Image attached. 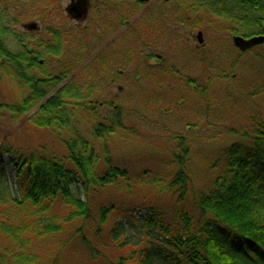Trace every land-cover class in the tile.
<instances>
[{
  "label": "trees",
  "instance_id": "16d2710c",
  "mask_svg": "<svg viewBox=\"0 0 264 264\" xmlns=\"http://www.w3.org/2000/svg\"><path fill=\"white\" fill-rule=\"evenodd\" d=\"M169 2L176 3L174 11L167 8L170 3L157 1L159 9L142 14L133 23L132 31L121 33L113 38L107 50H100V43L108 40L96 39V28L105 24L98 18L105 5L112 9L111 20L105 24L107 37H111L121 28L123 20L139 13L143 3L91 0L92 19L81 30L69 32L64 40L63 35L67 34L61 31L50 33L46 39L38 33L29 36L27 32L13 31L14 18L21 24L38 17L43 24L42 17L53 0H0V78L12 79L27 91L17 103L0 109L18 118L36 108L30 117L33 125L48 129L65 149L61 155L44 147L0 146V159L4 153L8 154L17 183L15 195L7 190L0 167V264H60L67 256L77 259L85 256L86 264H264V112L249 114L244 126L230 130L237 138L206 160L202 188L193 186L187 137L170 132V137L179 143V153L171 152L166 164L175 168L160 176L148 175V171L138 176V183L159 187L171 197L168 209L151 203L146 207L147 213L137 220L134 206L103 201L94 208L81 199L80 191L70 188L74 179L80 181L86 192L104 190L107 186L120 188V179L129 188L126 164L113 160L104 145L105 158L99 167L101 157L97 148L76 126L79 112L92 118L88 124L93 141L105 144L117 130L138 134L134 126L124 123L120 97L113 95L101 102L96 98L98 92L122 78L119 71L112 69L113 54L109 52L116 51L120 61L115 63L123 69L133 58L141 68L150 57L162 55L160 51L155 54L152 51L159 44L174 46L175 53L178 49L187 50L177 25L191 31L200 24H208L207 12L212 15L208 25L214 26L216 32L247 38L264 35V0ZM13 10L16 13L11 16ZM198 16L202 19L197 22ZM145 33L151 38L145 37ZM188 35L187 40H193V35ZM15 37L20 38L19 44L15 43ZM223 54L233 58L232 69L219 65L214 57H191L208 74L214 71L216 79H227L243 55L234 44H229ZM181 63L183 66L177 68L165 65L163 59L158 65L166 66L167 75L183 82L186 88L191 85L205 92L206 86L198 85L197 78L188 74L191 68L187 60ZM107 77L109 81H105ZM150 80L154 81L152 87L143 88L139 96L144 93V102L148 99L156 103L172 82L163 78L158 69L151 72ZM211 80L209 76L208 83ZM61 83L64 85L59 86ZM248 93L253 95L251 91ZM54 205L67 211L64 215L51 214ZM65 222H77L79 226L74 232L61 233V223ZM128 228L143 232L145 246L129 242ZM89 233L93 241L88 238ZM96 245L103 246L106 252L102 255Z\"/></svg>",
  "mask_w": 264,
  "mask_h": 264
},
{
  "label": "rangeland",
  "instance_id": "374dc122",
  "mask_svg": "<svg viewBox=\"0 0 264 264\" xmlns=\"http://www.w3.org/2000/svg\"><path fill=\"white\" fill-rule=\"evenodd\" d=\"M54 1L52 7L59 10H57L55 17L50 18L49 21L46 20V23H51V26L59 28L63 33L66 32L67 36L63 35L64 40L68 37L69 32H75L76 29L81 30L92 19L90 12L87 20L81 18L77 20L73 16L70 17L67 9L69 4H71L70 0ZM80 1L88 13V10H90L88 8L89 2L85 4L83 0ZM155 2L156 0H152L151 2L143 4L139 13L128 20V26L121 25V28L116 33L111 34V37H107L108 32L105 24L107 25L109 19L111 20L112 9L108 7V4L107 6L105 5L106 9L102 10L98 16L105 24L101 23L102 27L100 29L96 28V26L95 28L98 34L96 39L99 42L103 37L105 39L108 38V40L101 42V46L99 45L98 49L107 50L109 45L114 41L113 38L121 36V33L127 32L130 29L132 31V26L137 21L136 19L138 17L141 18L142 14L152 9ZM175 6L176 3L173 2L167 8L171 10ZM156 8L159 9L158 6ZM122 10L127 11V8H123ZM105 16L109 18H105ZM205 17L207 19L206 22L209 24V21H212V15L207 12ZM201 19L198 16L195 21L198 22ZM25 22L31 21L26 20ZM208 24H200L199 27L195 28L202 31L205 42L203 49L196 47L198 42L196 43L191 39L187 40L189 33L191 35L196 33L195 29L190 31L189 28L185 29L180 25H177V30L183 36L184 43L182 44L185 47L187 46V50L182 48L178 49L175 53L173 50L174 46L172 47L167 44L165 46L159 44L160 50L155 47L152 49L153 54L160 51V54L163 55L165 65L183 66L181 62L187 60L191 68L188 74L197 78L198 85L206 86L204 89L205 92L200 89L198 90L197 87L193 89L191 85L186 88L183 82L176 81L168 76L166 66L154 65L160 60L149 58L148 63L140 68L139 61L133 58L132 63L128 64L126 68L123 67L121 69L116 65L120 61L115 53L116 51H107L111 56L113 54L114 63L112 69L114 68L113 70L117 72L122 70L119 76V78H122L121 80L117 79L119 82L116 81L113 86L102 90V92H98L96 98L101 102L103 99H108L113 95L120 97L119 101L123 105L125 113L124 123L134 126L138 134L117 130L108 137L105 144L100 140L93 141L92 136H90L91 126L88 124V120L92 121L91 116L88 117L87 114L84 115L78 112L77 129L88 140L92 141L97 148L99 157H101L99 167L103 166V160L105 158L103 146L105 145L113 160L119 164H126L129 179V188L125 186V180L120 179V188L107 186L104 190H98L96 192L93 190L84 191L80 181L74 179L70 188L74 192L80 191V197L83 201H88L94 208L103 201L104 203L110 201L116 202L120 205L123 203L126 207L129 205L134 206L136 209H134L133 215L137 220L147 213L146 207L151 203L163 205L165 208L170 207L172 200L166 192L159 189V187L147 186L140 183V181L138 183V176L145 171H148V175L160 176L175 168L174 166L166 164L171 157V152L179 153V143L170 137V132L181 133L187 137V143L190 144L188 164H190L191 174L193 175V186L202 188L205 184L206 160L219 154L220 150L229 146L233 142V139L237 138L235 134L230 133V130L233 127L244 126L249 114L256 111L264 112V42L254 45L247 50L238 48L243 56L238 65L229 72V78L216 79L214 77V71L209 74L205 72V68L201 64H195V57L192 58L191 55H201L206 59L214 57V60L219 65L230 70L232 69L230 64L233 58L230 57L228 59L223 53L227 50L229 44L233 43V37L237 35H228L227 33H224V35L223 33L216 32L214 26ZM22 29L20 25L19 30ZM45 29L46 26L44 24L40 25L38 22V30L41 31V35H44ZM149 36L150 34L145 33V37L151 38ZM243 38L246 40L250 39L247 37ZM153 69H158V72L160 70L161 76L172 83L171 87L168 88L169 90L167 89L162 93L163 96L160 100L157 99L156 103H154L147 99L146 103L143 99L144 93L140 96L139 93L143 88L145 90V87H152L154 81L150 80V75L151 72L153 73L155 71ZM137 72L140 74L139 76L136 75ZM112 73L113 78L115 74L113 71ZM102 75L105 77L103 73ZM209 76L212 77V80L208 83ZM109 80L110 78L107 77L105 81ZM63 85L64 83H61L59 86ZM249 91L253 95H249ZM26 93L25 87L18 82L9 78H0V106L17 103ZM145 103L147 105L146 110L144 109ZM35 111L36 108L32 109L25 116L12 118L8 112L6 113L3 109H0V146L11 144L16 148L20 147L22 149H39L44 147L48 151H54L61 155L65 154V149L59 140L48 129L37 128L33 125L30 117ZM187 126L190 129L186 128ZM0 162V167L2 168L0 169L3 172V180L7 185V190L17 195V193H14L17 184L15 172L11 161H9L8 154L4 153ZM66 211L60 205H54L50 213L64 215ZM61 224V233L74 232L76 227L79 226L77 222H65ZM127 231L129 242L139 243L141 247L145 246L146 243L143 240L144 235L142 231H139L138 228H128ZM88 238L93 241L92 233L88 234ZM97 247L102 252V255L106 252L103 246L99 245ZM131 249L132 246H129L128 250ZM69 257L63 258L60 264L87 263V257L85 256L81 259H77L75 256L73 258Z\"/></svg>",
  "mask_w": 264,
  "mask_h": 264
},
{
  "label": "flooded vegetation",
  "instance_id": "af4514ba",
  "mask_svg": "<svg viewBox=\"0 0 264 264\" xmlns=\"http://www.w3.org/2000/svg\"><path fill=\"white\" fill-rule=\"evenodd\" d=\"M152 0H148L147 2H144V1H142L141 3H143V4H145V3H148V2H151ZM157 1H160V2H166V3H170L169 2V0H156V2H155V4H154V6H153V8H156V4H157ZM54 0H53V4H54ZM70 2H71V4H69V6H68V12H69V15H70V17L71 16H73V18L74 19H84V20H87V16H88V14H89V11L90 10H88V13H87V10L83 7V5L81 4V1L80 0H70ZM83 2L86 4L87 2H89V9H90V4H91V0H83ZM192 3V6H194V3L193 2H191ZM72 4H74V8L75 9H71V5ZM84 4V5H85ZM152 8V9H153ZM175 8V7H174ZM174 8L172 9L171 8V10H173L174 11ZM47 12H46V14H45V16L44 17H42V19L44 20V22H43V24L46 26V29H45V33H44V35L42 34L41 35V31H39L38 30V22H39V24L41 25L42 23H41V21L38 19V17H36L35 19H27L28 21H31V22H25L26 20H24V22H22L20 25L22 26V28L24 29H22V30H19V24L16 22V18H14L13 19V22H15V25H14V27H13V31H15L16 33L18 32V33H25V32H27L28 34H29V36L30 35H35L36 33H38L37 35L39 36V37H43V38H45L46 39V37H48L49 35H50V33H52V32H54V33H56L57 31H60L59 30V28H55V27H53V26H51V23H46V20L47 21H49V19L50 18H53V17H55V15H56V12H57V10H59V9H55V7H50V6H47ZM78 10L81 12V14L80 15H78L77 14V12H78ZM14 12H11V16H12V14L13 13H16V11L15 10H13ZM87 13V15H85ZM36 20V21H35ZM127 22V23H126ZM128 20H123L122 22H121V25H127L128 24ZM29 23H36V27L35 28H29L27 25L29 24ZM54 23V22H53ZM55 24V23H54ZM128 26V25H127ZM113 29V28H112ZM195 31H196V33L193 35V41L194 42H198L197 43V45H196V47L199 49V47H201L202 49L204 48V38H203V35H202V31L200 30V29H195ZM198 31H201V35H202V41L201 42H199L198 41V39H197V32ZM108 32V31H107ZM18 40H20V38L19 37H15V43L17 44L18 43ZM19 44V43H18ZM21 44V43H20ZM30 44H34V42L32 41V40H30ZM157 44H159V43H157ZM21 45H25L24 43H22ZM156 48H160L159 47V45H157V47ZM31 49H32V46H31ZM201 49V50H202ZM151 59H157V60H160L159 62H156L154 65H158V64H160L161 63V61L164 59L163 58V55H159V54H155L153 57H150ZM38 62L39 63H42L43 62V60L42 59H38ZM147 63H148V61H147ZM120 73H121V71H120ZM108 83V82H107ZM109 84V83H108Z\"/></svg>",
  "mask_w": 264,
  "mask_h": 264
},
{
  "label": "water",
  "instance_id": "95a60500",
  "mask_svg": "<svg viewBox=\"0 0 264 264\" xmlns=\"http://www.w3.org/2000/svg\"><path fill=\"white\" fill-rule=\"evenodd\" d=\"M139 2H147L148 0H137ZM71 9H75L74 8V4L71 5ZM78 15L81 14V12L78 10L77 12ZM29 28H35L36 27V23H29L27 25ZM197 39L199 42L202 41V35H201V31L197 32ZM264 40V35L261 36H252L250 37V39L246 40L244 39L242 36H235L233 37V44H235L238 48H241L242 50H247L249 48H251L254 45H258L261 44V42Z\"/></svg>",
  "mask_w": 264,
  "mask_h": 264
}]
</instances>
